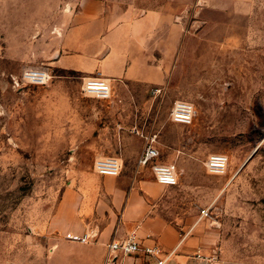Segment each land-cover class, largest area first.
<instances>
[{
	"label": "rangeland",
	"instance_id": "1",
	"mask_svg": "<svg viewBox=\"0 0 264 264\" xmlns=\"http://www.w3.org/2000/svg\"><path fill=\"white\" fill-rule=\"evenodd\" d=\"M70 1L0 0V264H81L52 244L65 188L103 154L153 179L135 157L149 136L178 170L155 208L182 240L203 262L264 264V0H131L183 25L190 60L180 46L165 83L133 84L137 99L113 88V100L85 95L84 74L49 58L60 16L81 7ZM26 69L51 78L24 82ZM176 99L196 107L191 124L171 120ZM211 153L228 155L226 174L208 172Z\"/></svg>",
	"mask_w": 264,
	"mask_h": 264
},
{
	"label": "crops",
	"instance_id": "2",
	"mask_svg": "<svg viewBox=\"0 0 264 264\" xmlns=\"http://www.w3.org/2000/svg\"><path fill=\"white\" fill-rule=\"evenodd\" d=\"M80 3L76 13L65 11L54 27L56 47L49 58L56 67L84 76H104L120 94L137 99L132 85L165 83L167 65L180 46L186 61L190 60L183 25L169 17L165 8H146L131 0ZM133 142L137 145L141 139L134 137ZM118 143L123 154L129 142L121 136ZM145 146L137 150V160ZM70 182L52 221V244H57V253L65 247V260L76 257L81 264H112L107 260L108 244L113 239L125 240L135 231L144 244H158L165 252L175 249L169 264H213L209 259L203 262V254L182 240L181 228L157 212L156 200L167 185L154 176L149 179L135 170L112 176L93 169L73 174ZM84 235L92 239L81 240ZM75 250L77 254L72 253ZM114 264L155 262L137 253L119 256Z\"/></svg>",
	"mask_w": 264,
	"mask_h": 264
},
{
	"label": "built area",
	"instance_id": "3",
	"mask_svg": "<svg viewBox=\"0 0 264 264\" xmlns=\"http://www.w3.org/2000/svg\"><path fill=\"white\" fill-rule=\"evenodd\" d=\"M51 78V74L46 69H26L21 80L24 82L43 85ZM82 89L85 95L103 100H113V84L110 79L101 76H84ZM170 117L173 122L191 124L195 117L196 107L182 99H176L171 107ZM146 146L139 157V163L143 167H151L153 176L157 182L163 185H175L178 181V170L174 164L163 162L159 159L160 149L157 146L155 136L146 138ZM228 155L223 153H211L207 157L206 166L209 173L214 175L226 174L229 166ZM94 170L105 175L118 176L124 168V161L116 155H98L94 160ZM204 215L208 210H202ZM91 236L84 235L83 241H89ZM107 260L114 264L117 257L127 256V254H144L155 264H169L174 250L165 252L158 244L147 245L142 242L139 235L133 231L125 240H112L109 244Z\"/></svg>",
	"mask_w": 264,
	"mask_h": 264
},
{
	"label": "water",
	"instance_id": "4",
	"mask_svg": "<svg viewBox=\"0 0 264 264\" xmlns=\"http://www.w3.org/2000/svg\"><path fill=\"white\" fill-rule=\"evenodd\" d=\"M257 150V148H255L254 150H253V152L249 155V158L246 160V162L240 167V169L238 170V172L252 159V156H253V154L255 153V151ZM237 172V173H238Z\"/></svg>",
	"mask_w": 264,
	"mask_h": 264
}]
</instances>
